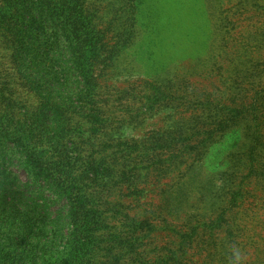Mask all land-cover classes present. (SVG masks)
Listing matches in <instances>:
<instances>
[{"label": "rangeland", "instance_id": "1", "mask_svg": "<svg viewBox=\"0 0 264 264\" xmlns=\"http://www.w3.org/2000/svg\"><path fill=\"white\" fill-rule=\"evenodd\" d=\"M65 1L54 7V0H0V145L14 147L17 155L36 149L43 165L55 167L51 172L65 170L77 155L101 169L97 181L108 189L103 199L117 205L121 215L98 232L75 238L85 243L95 236L90 264H264V0H183L195 4L189 26L171 21L174 3L167 0L166 21L143 17L146 27L158 20L160 35L152 32L148 39L145 30L130 37L120 33L124 19H116L121 6L113 0ZM38 5H44L41 18ZM82 9L86 18L71 26L79 35L90 18L94 22L86 35L95 29L88 38L98 57L92 75L97 102L110 117L90 150L81 145V131L60 142L51 139L55 123L47 98L61 89L52 70L60 53L53 36L41 32L50 19L67 26L62 21L67 13ZM175 26L178 35L171 30ZM67 39L61 43L64 51H69ZM157 67L165 70L151 78ZM153 81L169 104L152 106L159 96ZM206 103L235 112L229 117L242 113L246 137L221 130L224 114L200 108ZM18 131L42 145L7 141L6 135ZM254 146L263 173L255 180L247 178L246 167ZM119 157L126 160L121 169ZM11 159L4 164L8 176L0 179V264H60L76 231L66 226L64 210L59 228L55 208L43 209L54 201L51 184ZM110 170H123L129 184L120 187L118 174ZM235 197L242 205L229 217L234 219L230 237L217 222Z\"/></svg>", "mask_w": 264, "mask_h": 264}, {"label": "trees", "instance_id": "2", "mask_svg": "<svg viewBox=\"0 0 264 264\" xmlns=\"http://www.w3.org/2000/svg\"><path fill=\"white\" fill-rule=\"evenodd\" d=\"M113 1L121 6L117 16L118 18L116 19H124V21L121 22L122 27L119 29L120 33H124L130 37L138 34L141 30H145L144 35L146 36V39H148V37L152 34L160 35V32L157 30L155 31V26L158 23V20L155 22V26L150 20L148 27L144 25L142 20H144V16L149 15L150 18V14H153V17L159 15V17L162 16L164 21H166L164 14L167 16L165 10V5L168 3L167 0ZM172 1L174 3L172 7L174 8L168 13V15H171L172 17L174 16V18L171 20L174 22V24H176L177 21H180V23H183V25L189 26L190 23L195 22L194 1ZM61 2H63L65 5L66 1L54 0V7L62 6L60 5ZM146 4L147 7H142ZM36 8L39 9L37 10V16L41 18V9L44 8V5H38ZM84 11V9L76 12L71 10L69 13L70 15L67 13V16L62 19V21L68 23L67 26H64L60 20L50 19L47 29L42 28L41 32L53 36L55 47L60 53L55 57V60L58 61L56 65L57 70H52L55 72L53 81L58 82V85L60 84L61 89L54 91V94L51 95V99L47 98L49 99L47 102V110L52 113L54 118L51 123H55L53 137L51 139H53L55 142H60L61 140L68 139L71 131H76L78 133L81 131L78 135L80 141L82 142L81 145L85 146L83 149L90 150L92 146L96 145L95 142H98L101 138V133L103 132V130H100L101 125L103 127H105V125L107 126L110 122V117L108 114L109 112L106 114V111L102 110L99 106V103L97 102L99 94L97 93L96 80L94 75H92V70L95 68L94 63L97 62L98 57L95 56L94 52L95 43H89L91 41H89L88 38H94L95 29L93 30V28H91L89 37L86 35L90 31L89 26L93 25L94 22L90 18L91 16L88 17L90 19L86 22V29H84L85 33H79V35L77 32H74L76 27L71 26L73 24L77 25V21L79 22V17L82 20L86 18V14L85 16L82 14ZM51 13H53V15L58 14L55 8H52ZM47 14L45 12V15ZM92 18L94 17L92 16ZM107 23L111 24V19L106 22V27L108 25ZM61 30L65 31L66 35H62ZM171 30L173 35H178L179 31L176 29V26ZM192 33H194V31H192ZM95 36V38L98 37V35ZM66 39L69 46V51H64L61 44L62 41H65ZM139 65L140 64L138 63L136 66L141 72L144 70V68L141 69ZM164 70L165 69L162 67H157V70L153 71L154 75L149 72L150 77H158ZM156 82L157 81H153V84ZM79 84L80 86H78ZM48 87L50 88V86ZM166 88L169 90L168 87ZM153 89L154 93L159 96H154L152 98L153 100L155 99L151 103L152 106L169 104L170 99L167 97V94L164 90H160L159 87H156V84L154 85ZM51 93L52 91H50V94ZM230 103L237 104V101H231ZM62 106H64L67 110H65ZM213 107L214 108L212 109L211 105L206 103L202 104V107L200 108L208 109L207 112L212 111L215 113V115L224 114L223 118L220 120L221 123H218L219 126H221V130L228 131L227 128H230V130H232L231 132L234 131L235 133H238V137H246L245 131L241 129L242 123L245 121L242 113H237L238 116L236 117H229L230 113L235 112L228 111L224 106L218 105ZM237 107H241V104L237 105ZM74 120H77V122H75V125H72ZM227 134L228 133H225L223 136H226ZM255 134V132H252L249 135L250 139H254ZM6 136L7 141L12 139L14 145H42L43 143V141H38V143H35V139L32 134L26 132L24 133L18 131L13 135L9 134ZM254 142L255 139L252 142V145H254ZM2 146L5 148L4 145H0V179H4L8 176V173L5 174L4 164L9 159V157L10 160H12V157H14L15 160H19L17 163H21L27 173H38L39 178H44L51 184L49 185V191L53 195L54 201L44 205L43 209L55 208L57 216L54 218V223L58 225L59 228L64 224L63 221H60L59 219V214L64 210V221L66 226L68 224L76 231L75 234H70L69 246H65L63 248V253L65 255L64 259L60 261V264H90V261L94 258L93 253L97 247L96 243H94L96 242L95 236L85 243L76 241L75 238H78L82 235H87L90 232H98L102 226H105L107 220H113L116 215H121L120 210L116 207L117 205H112L111 203H108L106 199H103L108 189L105 184L98 182L99 180L97 176L99 174V170L101 169L99 167H91L87 162L79 159L77 155V157L67 165L65 170L60 169V171L51 172V170H53L55 167H46L48 163L43 165V161H40L43 159L36 157V149L34 150L29 148L26 152L21 150L17 155L16 149L14 147L5 148L4 151ZM158 147L164 148L165 145H160ZM24 148H28V146ZM107 148L113 147L109 145ZM257 148L258 147L256 146L252 147L249 156L250 161L246 164L248 171L247 178H251L253 180H255L257 176L263 175L262 170H260V166H262V164L257 160ZM101 152L103 153L105 159L109 158L106 148H102ZM90 156L91 155H89V157ZM50 159L51 157H46L47 161ZM119 159L122 160L118 164L119 168L121 169L124 165H126V160L124 157H119ZM78 161L80 162L78 163ZM55 162L58 163L59 160ZM111 172L114 173V176L118 174L116 178L117 181L122 185L120 187H124L129 184V181L126 175H124L123 170L120 172L110 170L109 173ZM60 173H62L61 176ZM232 188H235L234 185L231 187V189ZM231 189L229 191H231ZM236 196H238V194H236ZM239 196L242 197L241 194H239ZM123 198V196L120 197V199ZM227 200L228 198H226V201ZM240 205H242V203L240 201L238 202L236 197L232 199L228 208L221 213L217 222L218 228H224L230 237L233 236L232 226L234 221L233 219V221L230 222V219L233 218L230 215L232 213L234 216L237 215ZM235 220L237 219L235 218ZM52 233L54 238L57 239L58 237L55 235L54 230ZM57 262L59 261H56V263Z\"/></svg>", "mask_w": 264, "mask_h": 264}]
</instances>
